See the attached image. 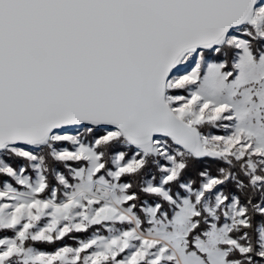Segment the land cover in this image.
<instances>
[{
	"label": "snow or ice",
	"instance_id": "obj_1",
	"mask_svg": "<svg viewBox=\"0 0 264 264\" xmlns=\"http://www.w3.org/2000/svg\"><path fill=\"white\" fill-rule=\"evenodd\" d=\"M0 264H264V0H0Z\"/></svg>",
	"mask_w": 264,
	"mask_h": 264
}]
</instances>
